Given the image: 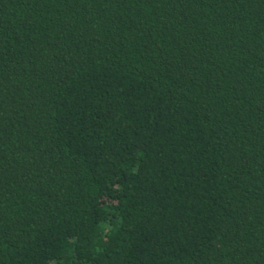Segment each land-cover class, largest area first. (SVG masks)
<instances>
[{
	"label": "trees",
	"instance_id": "obj_1",
	"mask_svg": "<svg viewBox=\"0 0 264 264\" xmlns=\"http://www.w3.org/2000/svg\"><path fill=\"white\" fill-rule=\"evenodd\" d=\"M0 264H264V0H0Z\"/></svg>",
	"mask_w": 264,
	"mask_h": 264
}]
</instances>
